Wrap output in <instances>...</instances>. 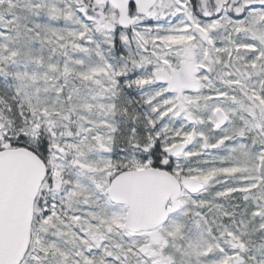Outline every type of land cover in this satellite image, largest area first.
<instances>
[{
	"label": "snow or ice",
	"instance_id": "1",
	"mask_svg": "<svg viewBox=\"0 0 264 264\" xmlns=\"http://www.w3.org/2000/svg\"><path fill=\"white\" fill-rule=\"evenodd\" d=\"M0 264H264V0H0Z\"/></svg>",
	"mask_w": 264,
	"mask_h": 264
}]
</instances>
